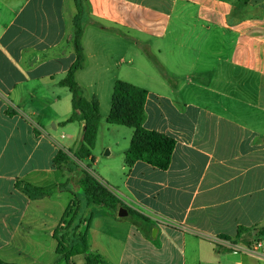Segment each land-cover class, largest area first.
Here are the masks:
<instances>
[{"label":"crops","instance_id":"0c3cea01","mask_svg":"<svg viewBox=\"0 0 264 264\" xmlns=\"http://www.w3.org/2000/svg\"><path fill=\"white\" fill-rule=\"evenodd\" d=\"M78 3L85 61L76 81L81 96L99 98L102 114L92 158L82 161L74 154L85 122L60 84L76 61ZM141 43L169 60L149 86L133 84L149 93L144 126L177 141L164 171L144 162L128 170V149L95 154L116 127L99 95L130 82L117 68L135 63ZM60 151L70 160L56 167ZM71 161L149 220L120 216L124 207L83 206V173ZM100 163L96 174L90 166ZM72 207L88 252L105 264L264 259L216 247H233L221 237L235 238L240 227H264V0H0V262L72 264L75 256L56 263L55 237Z\"/></svg>","mask_w":264,"mask_h":264},{"label":"trees","instance_id":"16d2710c","mask_svg":"<svg viewBox=\"0 0 264 264\" xmlns=\"http://www.w3.org/2000/svg\"><path fill=\"white\" fill-rule=\"evenodd\" d=\"M246 2L248 0H245ZM78 13L74 20L75 25V53L76 61L68 72L67 77L60 82L67 87L73 95V106L81 114V120L85 122V130L82 143L79 145L74 157L79 160L92 158L96 146L98 131L102 119L100 100L97 96L91 99L85 98L79 94V86L76 81V73L82 69L85 55L82 46L83 26L82 15L83 7L77 4ZM102 28V26H99ZM148 53V51H146ZM148 91L131 83L118 80L114 85L111 110L107 118L110 125L124 126L134 130L129 149L125 153V166L128 170L132 169L137 162L147 163L157 169L167 170L172 164V157L176 148L177 141L161 132L149 130L144 125L146 122V103ZM12 111L8 110V114ZM78 120L76 114L72 115L64 124ZM69 157L62 151L54 158V165L61 167L69 161ZM83 187L88 204L102 206L108 209L117 210L124 207L128 211V216L135 221L147 222L149 219L143 214L124 205L122 200L114 194L108 187L100 183L89 170L83 172ZM25 190L30 194L45 195L53 192V189L39 190L27 186ZM78 211V207H77ZM76 221L74 215L66 228L60 229L55 233L58 240V258L56 263L62 261L69 262L70 259L79 254H86V264H105L103 257L88 252V245L85 238L81 235V242L72 246V225ZM75 229H79L76 225ZM252 230L240 227L235 238L222 236L223 240L229 241L234 245L242 243L247 247L251 246ZM258 235L264 237V227L258 232ZM218 249H229L234 251L233 247H224L216 243ZM0 264H3L0 262Z\"/></svg>","mask_w":264,"mask_h":264},{"label":"rangeland","instance_id":"374dc122","mask_svg":"<svg viewBox=\"0 0 264 264\" xmlns=\"http://www.w3.org/2000/svg\"><path fill=\"white\" fill-rule=\"evenodd\" d=\"M126 41H130L125 39ZM141 55L137 58L135 63L133 65H129L127 61L121 64L119 68H117L118 76L121 79L128 80L131 84H139L142 85L143 87L149 86L148 82L149 79L152 75L154 74H159V75H164L168 71V63L169 60L165 56V54H159L156 51L152 50L149 46L144 45L141 43ZM148 51V53L146 52ZM207 53V52H206ZM116 55V52L114 53ZM175 54L174 49L173 52L170 53V56H173ZM204 58V57H202ZM171 69V68H170ZM172 70V69H171ZM174 71V70H173ZM134 74L133 77L130 75ZM89 95V94H86ZM100 99L102 102V113H105L112 105V97H113V92L112 95L108 96L105 92H102L100 95ZM94 97V96H90ZM113 132L107 136H103L100 139L99 145L97 150L95 151V154L101 156V154H104V148H110L114 154L117 156L120 153H123L127 149H129L130 145V140L133 135L134 130L124 127V126H116L113 127ZM103 160V159H101ZM105 160V159H104ZM104 162V161H103ZM72 165H75L74 168H71L72 170H75L79 173H83L85 170L82 169L80 166L76 165L74 161L72 162ZM91 170L99 174L101 173V169L104 168V164L102 165L101 163L99 164L98 167H94V164H91L90 166ZM91 174L98 180V178L91 172ZM100 182V180H98ZM101 183V182H100ZM82 185H83V176H82ZM104 185V184H103ZM81 189L78 191V198L81 202H84L83 206H89V204L86 202V198L83 195V193L80 192ZM92 206V205H90ZM84 208V207H83ZM95 208V207H93ZM85 211V209H84ZM76 207H72L71 210L68 212L65 220L63 221V228H66L71 221L72 217L75 215L76 216V221L72 225V233L75 232V236L72 237V246H76V244H79L81 242V237L78 234V229H75L76 224H80V221L82 222L83 220L79 219V215L75 214L77 213ZM84 215V212H81ZM83 232V237H86L84 229L82 228ZM252 240L251 243L259 242L261 240H264V238L261 239V237L258 235L257 231H254L252 234ZM251 244V245H252ZM251 247V246H250ZM236 248H241V246H236ZM244 250L249 251L253 254H261L264 257V247L254 250V248L248 249L246 247H243ZM206 256H209L208 252L211 253L210 258H214V250H207L205 248ZM253 251V252H252ZM255 251V252H254ZM62 264H69V263H62ZM72 264H86V258L84 255H77L72 259ZM246 264H257L253 260L251 262H247ZM258 264H264V259H261Z\"/></svg>","mask_w":264,"mask_h":264},{"label":"built area","instance_id":"2783aa9c","mask_svg":"<svg viewBox=\"0 0 264 264\" xmlns=\"http://www.w3.org/2000/svg\"><path fill=\"white\" fill-rule=\"evenodd\" d=\"M262 239V238H261ZM262 247H264V240H261V241H259V242H255V243H253L252 245H251V247H247L248 249H250L251 250V248H254V250L256 251V250H258V249H260V248H262ZM233 249H234V253H240V252H244L245 251V253H248V254H253V253H251V252H249V251H246V250H244L243 248H236V247H233ZM254 251V252H255ZM253 252V251H252Z\"/></svg>","mask_w":264,"mask_h":264},{"label":"water","instance_id":"95a60500","mask_svg":"<svg viewBox=\"0 0 264 264\" xmlns=\"http://www.w3.org/2000/svg\"><path fill=\"white\" fill-rule=\"evenodd\" d=\"M119 214L122 217H126L128 216V211L125 208H121Z\"/></svg>","mask_w":264,"mask_h":264}]
</instances>
